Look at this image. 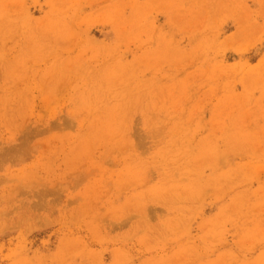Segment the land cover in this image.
Wrapping results in <instances>:
<instances>
[{
    "label": "rangeland",
    "instance_id": "rangeland-1",
    "mask_svg": "<svg viewBox=\"0 0 264 264\" xmlns=\"http://www.w3.org/2000/svg\"><path fill=\"white\" fill-rule=\"evenodd\" d=\"M0 264H264V0H0Z\"/></svg>",
    "mask_w": 264,
    "mask_h": 264
}]
</instances>
